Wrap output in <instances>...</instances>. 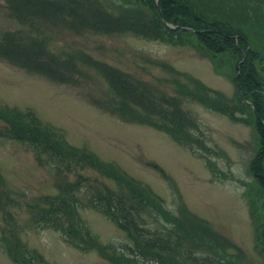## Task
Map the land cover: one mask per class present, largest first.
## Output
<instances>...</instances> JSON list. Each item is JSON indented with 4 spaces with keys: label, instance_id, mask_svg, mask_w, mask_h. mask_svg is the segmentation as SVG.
Instances as JSON below:
<instances>
[{
    "label": "rangeland",
    "instance_id": "obj_1",
    "mask_svg": "<svg viewBox=\"0 0 264 264\" xmlns=\"http://www.w3.org/2000/svg\"><path fill=\"white\" fill-rule=\"evenodd\" d=\"M8 4L9 0H0V36L7 33L32 39L34 48L43 44L63 62L60 66L71 78L53 77L0 54V104L34 111L68 144L95 154L127 179L132 177L149 186L169 208L177 209L181 196L191 211L225 236L221 242L231 240L239 246V257L230 254L237 252L233 247H229L230 253H223L234 261L227 263L217 257L216 264H264V249L256 234V224L264 218L258 207L260 190L248 169L258 143L253 119H233L192 97H181L182 106L199 123L216 152L208 154L215 161L214 172L204 151L194 152L154 123L126 117L98 102L103 99L109 106L108 99L115 92L101 70L102 63L142 79L156 92L178 94V83L171 79L175 74L158 63L164 61L232 97L235 71L228 57H211L193 41L174 44L128 30L88 26L79 30L59 18L23 19L14 16ZM80 182L95 187L120 186L118 178L93 167L67 168L49 151L10 134L0 118V264H21L8 251V245L18 241L41 253L50 264H117L98 249L75 247L59 230L36 223L35 205H44L45 194L60 191L63 184ZM81 190H76V196L85 224L109 253H120L118 247L132 238L93 207ZM254 198L258 200L253 208L255 216L251 211ZM144 216L152 220L147 213Z\"/></svg>",
    "mask_w": 264,
    "mask_h": 264
},
{
    "label": "trees",
    "instance_id": "obj_2",
    "mask_svg": "<svg viewBox=\"0 0 264 264\" xmlns=\"http://www.w3.org/2000/svg\"><path fill=\"white\" fill-rule=\"evenodd\" d=\"M105 1L106 4L100 0H9L8 5L14 16L23 19L59 18L69 27L79 30L88 26L97 30H128L141 37L174 44L193 41L211 57H228L227 61L235 71L236 91L232 97L191 74L174 70L171 64L164 61L158 63L175 74L171 79L178 83V94L156 92L142 79L102 63L101 70L115 92L108 99L109 106L104 104L103 99H98V102L104 108L124 113L126 117L154 123L155 127L167 130L194 152L204 151L203 154L208 156L206 162L214 172L216 164L209 155L216 152L204 138L199 123L182 106L181 97H192L233 119H253L258 143L248 169L260 190L258 207L264 217V122L261 121V118L264 119V0H160V9L156 0ZM167 22L177 27L172 28ZM180 26H191L197 31L181 30L178 33ZM245 52L247 57L241 62L237 75L238 63ZM0 54L31 64L53 77L71 78L60 66L63 62L46 50L43 44L34 48L32 39L25 40L5 33L0 36ZM180 75L186 76L188 81ZM237 85L249 102L242 99ZM0 118L5 121L10 134L49 151L67 168L90 166L120 180L118 188L108 185L95 187L81 182L68 186L66 183L60 191L45 194L44 205H35V208L38 207V226L53 227L75 247L98 249L117 264H216L217 257L230 263L234 259L223 255L230 253L229 247L237 251L230 254L240 256L239 246L231 240L221 242L220 239H225V236L212 228L208 220L192 212L181 196L177 209L169 208L149 186L132 177L127 179L95 154L79 151L68 144L52 132L51 127L43 123L34 111L0 104ZM80 189L89 196L93 207L103 211L132 238V242L118 247L120 253H109L85 224L79 211L81 202L76 196ZM251 202L252 215L255 216L253 208L258 200L254 198ZM144 213L152 220H148ZM256 234L264 249V218L260 217L256 224ZM8 251L21 264H50L41 253L27 249L19 241L8 245Z\"/></svg>",
    "mask_w": 264,
    "mask_h": 264
},
{
    "label": "water",
    "instance_id": "obj_3",
    "mask_svg": "<svg viewBox=\"0 0 264 264\" xmlns=\"http://www.w3.org/2000/svg\"><path fill=\"white\" fill-rule=\"evenodd\" d=\"M157 4H158V6H159V8H160V3H159V0H157ZM162 17H163V19H164V16H163V14H162ZM165 21V20H164ZM171 27H173V28H175L176 27V25H170ZM181 30H187V31H196V29L195 28H193V27H190V26H181V27H179V30H178V32L179 31H181ZM238 66H240V63L238 64ZM240 91V94L243 96V94H242V92H241V90H239ZM244 98V97H243Z\"/></svg>",
    "mask_w": 264,
    "mask_h": 264
}]
</instances>
